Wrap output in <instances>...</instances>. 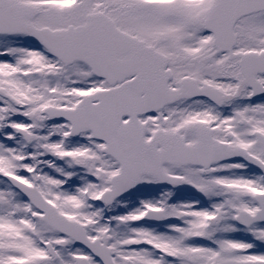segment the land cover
I'll return each instance as SVG.
<instances>
[{
	"label": "snow or ice",
	"instance_id": "1",
	"mask_svg": "<svg viewBox=\"0 0 264 264\" xmlns=\"http://www.w3.org/2000/svg\"><path fill=\"white\" fill-rule=\"evenodd\" d=\"M0 264H264V0H0Z\"/></svg>",
	"mask_w": 264,
	"mask_h": 264
}]
</instances>
